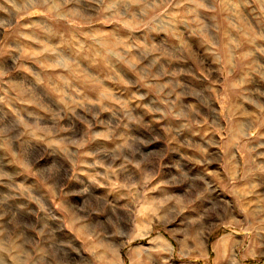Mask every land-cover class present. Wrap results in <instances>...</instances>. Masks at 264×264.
Instances as JSON below:
<instances>
[{"label": "rangeland", "instance_id": "obj_1", "mask_svg": "<svg viewBox=\"0 0 264 264\" xmlns=\"http://www.w3.org/2000/svg\"><path fill=\"white\" fill-rule=\"evenodd\" d=\"M0 264H264V0H0Z\"/></svg>", "mask_w": 264, "mask_h": 264}]
</instances>
